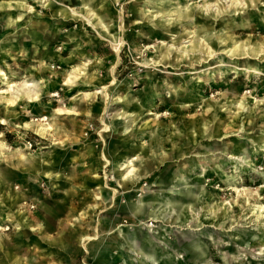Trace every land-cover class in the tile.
<instances>
[{"label":"rangeland","instance_id":"374dc122","mask_svg":"<svg viewBox=\"0 0 264 264\" xmlns=\"http://www.w3.org/2000/svg\"><path fill=\"white\" fill-rule=\"evenodd\" d=\"M102 240L264 264V0H0V264Z\"/></svg>","mask_w":264,"mask_h":264},{"label":"crops","instance_id":"0c3cea01","mask_svg":"<svg viewBox=\"0 0 264 264\" xmlns=\"http://www.w3.org/2000/svg\"><path fill=\"white\" fill-rule=\"evenodd\" d=\"M122 174H123V173H122ZM124 178H126V177H124ZM124 178H123V179H124ZM121 183H123V184L125 185L124 181H122ZM126 183H128V182H126ZM52 217H55V216L52 214ZM60 224H61V223H59V228H60V229L63 228L62 231H64L65 228H66V226H65V225H62V226H61ZM52 225H53V224L50 223V219L47 217V218H46V223H45V225H43V228L51 227ZM40 227H41V226H40ZM86 239H87V238H82L83 243L86 241ZM56 241H57V243H58L57 245H58V247H59V250L65 252V251L67 250V246H66V243L64 242L63 237H62L61 235L58 236V237H56ZM100 243H101L102 245H104V247L101 248V250L98 252V254H102V252H103V254H104V253H108V254H110V255H107V256H103V258H102L100 264H110V263L112 262V257H113V252H114V250H113L111 247L105 245V243H104L103 240H102ZM84 246H85V248L88 247L87 245H84ZM52 249H55V246H54V247H51V248L49 249V251H52ZM104 255H105V254H104ZM12 264H21V263H20V260H18V259H14Z\"/></svg>","mask_w":264,"mask_h":264},{"label":"bare ground","instance_id":"6f19581e","mask_svg":"<svg viewBox=\"0 0 264 264\" xmlns=\"http://www.w3.org/2000/svg\"><path fill=\"white\" fill-rule=\"evenodd\" d=\"M127 167V166H126ZM129 167V166H128ZM133 172V169H129V170H127V172L125 171V173L123 172V176L124 177H127V176H129V175H131V173Z\"/></svg>","mask_w":264,"mask_h":264}]
</instances>
